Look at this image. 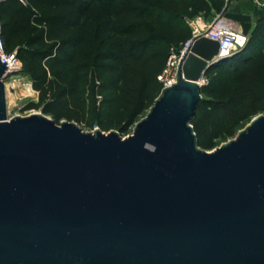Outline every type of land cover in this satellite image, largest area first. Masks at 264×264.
<instances>
[{
    "label": "water",
    "instance_id": "water-1",
    "mask_svg": "<svg viewBox=\"0 0 264 264\" xmlns=\"http://www.w3.org/2000/svg\"><path fill=\"white\" fill-rule=\"evenodd\" d=\"M219 19L249 38L251 15ZM220 43L191 40L131 136L8 119L0 60V264H264V115L207 152L191 124Z\"/></svg>",
    "mask_w": 264,
    "mask_h": 264
},
{
    "label": "trees",
    "instance_id": "trees-1",
    "mask_svg": "<svg viewBox=\"0 0 264 264\" xmlns=\"http://www.w3.org/2000/svg\"><path fill=\"white\" fill-rule=\"evenodd\" d=\"M127 1L6 0L0 3L5 51L18 49L23 71L39 95V102L30 104L29 109H42L59 124L66 116L69 101L81 90L87 65L106 59L118 66L122 133L154 105L163 90L158 76L166 65L167 54L155 51L151 39L118 46L111 43L113 35L132 33L129 28L113 25V20L135 21L146 17L139 7H128ZM182 2L193 18H208L212 10L221 14L228 3L226 0ZM177 19L181 22L172 34L171 43L181 49L192 38V29L182 18ZM261 32H264L262 15L246 47L207 71L206 76L215 69H231L227 76L211 81L202 90L210 98L203 97L191 122L201 148H212L223 135L234 137L243 123L264 111V44L258 37Z\"/></svg>",
    "mask_w": 264,
    "mask_h": 264
},
{
    "label": "rangeland",
    "instance_id": "rangeland-1",
    "mask_svg": "<svg viewBox=\"0 0 264 264\" xmlns=\"http://www.w3.org/2000/svg\"><path fill=\"white\" fill-rule=\"evenodd\" d=\"M231 2H233V8L230 9V12L238 11L251 15L254 20V26H256L258 17L261 15L264 16V0H230V3ZM126 5L128 7H139V9L145 13L146 17L135 21L121 19L113 20V25L119 28H129L132 30V33L124 36L113 35L111 43L118 46L120 43H137L151 39L152 43H155L153 49L166 53L167 59L173 47V43H171L172 34L178 30L177 26L179 22H181L177 18H182L185 25L190 28V23L198 19V17L193 18L190 12L186 11L182 0H128ZM160 15L162 17H159ZM212 20V18L207 19L206 25L202 20L199 21L204 27V25H211L214 22ZM227 22L236 29H239L238 24L232 21ZM258 37L260 42L264 44V32L259 33ZM15 51L17 55H19L17 48L12 52ZM21 63V71L14 77L5 81L8 119L28 117L33 114H44L42 109L28 108L30 104L39 102V95L34 91L32 81L23 71L24 64L22 61ZM117 70L118 66L111 59H106L100 63H89L85 72L82 74L83 81L81 83V90L74 99L69 101L66 116L58 125L62 122H71L77 124L86 133L101 131L108 134L117 132L122 138L131 136L134 133L136 124L129 127L126 133L121 132L122 125L120 124V117L123 110L121 108L120 99L122 93L121 86L117 81ZM230 72L231 69L229 68L213 70L207 76L205 75L207 83L203 88L207 87L211 81L219 79L222 76H227ZM202 96L205 99L210 98L205 94H202ZM149 111L150 109L138 120V122L143 119ZM259 115H264V111L258 112L253 119ZM47 117L53 119L51 116ZM251 121L243 123L237 129V133L234 137H226L223 135L214 142L212 148L203 149L199 146L200 149L212 152L222 145L227 144L235 139L239 132L246 129Z\"/></svg>",
    "mask_w": 264,
    "mask_h": 264
},
{
    "label": "built area",
    "instance_id": "built-area-1",
    "mask_svg": "<svg viewBox=\"0 0 264 264\" xmlns=\"http://www.w3.org/2000/svg\"><path fill=\"white\" fill-rule=\"evenodd\" d=\"M6 0H0V3ZM192 28V38L198 36H206L214 41L220 43L219 58L222 60L234 56L236 53L244 49L247 45L248 38L244 37L241 30L236 29L226 20H221L219 17L209 26L204 27L200 24V21H192L190 23ZM192 38L187 41L181 49L172 47L168 56L166 65L162 73L158 76L159 82L162 84L163 89L173 86L176 83L177 72L180 62L189 47ZM0 60L6 65V74L14 77L19 71H21L22 63L17 55V52L8 53L5 51L4 41L2 39V24L0 21ZM9 78V79H10ZM203 83L206 84V79H203Z\"/></svg>",
    "mask_w": 264,
    "mask_h": 264
},
{
    "label": "crops",
    "instance_id": "crops-1",
    "mask_svg": "<svg viewBox=\"0 0 264 264\" xmlns=\"http://www.w3.org/2000/svg\"><path fill=\"white\" fill-rule=\"evenodd\" d=\"M231 8H233V2H232V4H231ZM241 14H245V13L242 12ZM247 15H248V14H247ZM218 17H219V14H217L215 10H212V14L210 15V17L205 18V17L200 16V17H198V20H200V21L202 20V21L205 23V25H206L207 19L212 18V19H213L212 21H215ZM208 25H209V24H208ZM254 25H255V24H254ZM254 27H255V26H254ZM239 30H240V27H239Z\"/></svg>",
    "mask_w": 264,
    "mask_h": 264
}]
</instances>
